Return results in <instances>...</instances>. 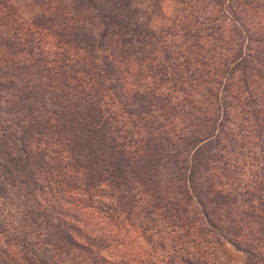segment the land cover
Instances as JSON below:
<instances>
[{"label": "trees", "instance_id": "16d2710c", "mask_svg": "<svg viewBox=\"0 0 264 264\" xmlns=\"http://www.w3.org/2000/svg\"><path fill=\"white\" fill-rule=\"evenodd\" d=\"M136 2L0 0V203L25 207L0 226L36 264H207V232L264 264V0Z\"/></svg>", "mask_w": 264, "mask_h": 264}, {"label": "rangeland", "instance_id": "374dc122", "mask_svg": "<svg viewBox=\"0 0 264 264\" xmlns=\"http://www.w3.org/2000/svg\"><path fill=\"white\" fill-rule=\"evenodd\" d=\"M13 1L21 10V13L23 14L24 18L26 20H30L32 19L36 14H37V10L34 7V5L32 4V0H11ZM138 3L136 6L138 8H140L141 10L144 9L141 1H138ZM145 10V9H144ZM147 13V17L148 14H151L152 12H149V10ZM85 14H83L82 16H84ZM144 16V17H146ZM110 20V17L107 16L104 18V23L102 24L104 25H108ZM160 18H156V15L153 16V20L150 23V25L155 29L156 26L158 25V23H160ZM106 22V24H105ZM51 39V38H50ZM54 42V40H52V43ZM213 174L211 175H215L218 176L219 178L218 180L221 181L222 183H225V181H229V185L231 188H236L238 189L239 183L241 185H248L251 184L250 180H251V176L248 175L247 171L246 174L243 175H238L237 174H231V176H228L230 173H222L221 171H216L214 170L212 172ZM221 174V175H220ZM261 179V178H259ZM255 181V179H254ZM264 181V180H263ZM215 189H218V187H215ZM225 189V188H222ZM233 196H237L236 192L233 193ZM240 198V197H239ZM254 202L256 201L255 199L253 200ZM3 203V202H2ZM0 203V214L1 215H5L6 213V209L7 206H5L4 204ZM256 206L259 205L258 202H255ZM15 206H10V209H8L10 212L14 213L16 215V212H18L19 209H23L25 208L24 206H20V202H16L14 204ZM6 207V209H4ZM247 208V207H245ZM74 210L76 209L75 207L73 208ZM233 211V210H232ZM235 214V216L237 217V211H233ZM91 215L89 217V220L91 221ZM83 218V217H82ZM250 221V218L247 217ZM88 218H86L87 220ZM15 225L14 227H10V228H5L3 225L0 226V264H36L34 263V261H32L31 259H29L28 257H26L25 253H22L21 251H23V249L21 250V244H20V236H18V240H16L17 235H21L20 232H22V229L18 227L22 224L20 223L21 220L19 218H15ZM20 221V222H19ZM53 226H56V224H54ZM92 227V226H90ZM92 229V228H90ZM132 229V228H130ZM208 229V227H207ZM114 230L116 231V229L114 228ZM126 230H123V235H125ZM12 233L15 234L12 236ZM208 236L207 237V241H209L210 243H206V244H201V245H197L196 249L194 250V252H199L198 255L201 257V259H203L205 262H207V264H246L249 261V256L242 251L237 250L231 243L227 242L226 240H214V233L213 232H207ZM184 236V235H182ZM12 237V239H11ZM128 238V241L132 239V241H130L129 245L132 248V250L130 252H132V254L134 256L139 257V255L141 253L138 254V251H144V254L147 255L151 254L155 257L154 260H156L158 257H163V252L162 251H155L154 249H152V246L150 245V243L147 242L146 238L143 237V235L140 233V230L135 229V232H130L129 237L126 236ZM131 238V239H130ZM183 240H189L188 237H181ZM122 246V245H121ZM123 247V246H122ZM114 248V247H112ZM139 249V250H138ZM128 251V253H123V249L122 248H117V249H110L107 253H105L106 257H108L109 259H111V261L114 260H119L121 257L129 259L132 261L131 258L129 257H133L132 254ZM130 253V254H129ZM186 254V253H185ZM63 253L61 254H57L54 255L56 261L55 264H57L56 262L59 261V259H61L62 261L59 262L58 264H76L75 260L73 261H68V257L65 258L64 256H62ZM193 253L189 254V256H192ZM78 255H75V258H77ZM137 259V258H136ZM78 260L79 262L83 261V264H86L87 258L86 257H80L78 256ZM137 261V260H136ZM133 262L135 263V261L133 260ZM90 263V262H88ZM137 263H139L137 261Z\"/></svg>", "mask_w": 264, "mask_h": 264}]
</instances>
